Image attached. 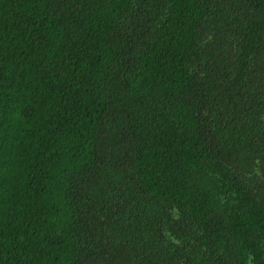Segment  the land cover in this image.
I'll list each match as a JSON object with an SVG mask.
<instances>
[{
	"label": "trees",
	"instance_id": "trees-1",
	"mask_svg": "<svg viewBox=\"0 0 264 264\" xmlns=\"http://www.w3.org/2000/svg\"><path fill=\"white\" fill-rule=\"evenodd\" d=\"M0 264H264V0H0Z\"/></svg>",
	"mask_w": 264,
	"mask_h": 264
}]
</instances>
